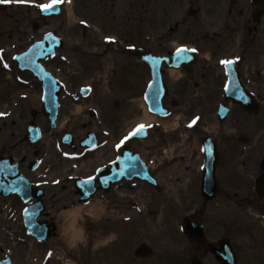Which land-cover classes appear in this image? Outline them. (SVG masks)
Returning a JSON list of instances; mask_svg holds the SVG:
<instances>
[{
  "label": "flooded vegetation",
  "instance_id": "af4514ba",
  "mask_svg": "<svg viewBox=\"0 0 264 264\" xmlns=\"http://www.w3.org/2000/svg\"><path fill=\"white\" fill-rule=\"evenodd\" d=\"M62 1V17L69 4L75 9V17L69 24H81L85 20L91 27L85 29L83 40L90 35L93 45L106 47L105 54H89L96 63L100 60L98 67L94 61L80 63L78 59L75 66L85 69L93 64V71H97L112 63V74L121 73V84L127 87L126 77L124 81L121 78L127 75L130 67L151 73L149 66L135 56L138 51L168 58L169 63L162 65L161 72L169 91L164 102L170 125L178 119L185 126L194 117L198 118L193 128L187 129L180 123L168 134L156 126L159 135L147 139L108 132L104 134L103 142L98 139L97 148H103L104 154L103 160L99 161L101 166L110 167L125 150L138 153L163 188L166 184L163 174L178 163L174 159L180 157L182 165L189 161L177 147L183 149L180 134L190 130L199 138L194 139V146L198 147L193 151L192 168L196 167V172L192 183L202 206L185 216L202 222L208 238V241L189 239L195 245L192 258H198L202 264H209L211 258L220 264L207 251L208 242L219 241L210 234L212 219L216 226L224 227V236L230 239L236 264H264V190L259 192L258 189V180L264 177V0ZM42 3L44 0H0V24H21L22 34L23 24H50L49 20L40 17ZM53 18L57 17L50 20ZM16 28L11 29L14 39L18 38ZM9 44L12 45V41ZM131 44H136L138 49L126 47ZM86 48L93 47L88 45ZM124 55L125 60L129 57L135 62H115ZM175 59L178 66L174 65ZM230 82L236 89L228 95ZM243 97L249 100L252 111L246 110L238 101ZM225 108L228 110L222 119ZM208 138L212 145L207 142ZM170 144L176 149L173 151L172 148L173 155L165 160L164 147ZM90 152L88 150L86 154L95 157L96 152ZM18 153L11 152L7 156L19 164L20 172L31 179L35 187L45 191L47 187H57V182L51 180V169L44 165L43 149H35L33 156ZM207 159L215 173L212 189L206 192L208 196L202 193ZM36 162L37 167L33 169ZM136 182L151 186L145 181ZM57 195L53 192L49 196L45 192L44 198L53 199ZM12 200L20 205L24 203L20 196H14ZM58 203L54 201V204ZM222 205H226L229 212L210 214V206L219 208ZM10 234L9 229L0 231V237Z\"/></svg>",
  "mask_w": 264,
  "mask_h": 264
},
{
  "label": "rangeland",
  "instance_id": "374dc122",
  "mask_svg": "<svg viewBox=\"0 0 264 264\" xmlns=\"http://www.w3.org/2000/svg\"><path fill=\"white\" fill-rule=\"evenodd\" d=\"M73 15V8H68L66 18L53 19L49 26L38 31L33 30L32 24H25L24 37L27 38L23 42L24 38L21 39L20 35L14 41L13 48L9 47V42L15 38L11 29L21 24H0V113L3 114L0 115V155L19 151L18 155L31 153L33 156L35 149H43L45 167L51 169L52 178H60L56 188L47 187L45 191L49 196L53 192L58 194L53 199H45L48 209H53L54 220L57 222L56 232L46 243H40L29 236L21 215L16 216L23 205L16 206L12 198L0 196V231L9 229L11 233L0 237V259L9 253L15 264H64L53 257L57 250L64 249L65 257H73L75 264H191L195 245L182 234L181 222L185 214L202 206L192 183L196 172V167L192 168L195 160L193 151L198 147L194 146V139L199 138L191 131H182L180 136L183 149L177 147L179 152L182 151L180 153L186 154L189 161L182 165L180 157L174 159L178 163L163 174L166 184L162 192L158 193L137 182L124 183L115 187L107 196L97 194L93 201L96 206L93 208L80 205L74 180L95 173L103 160V148L96 150L95 157L75 152L61 143L63 132L68 130L74 133L76 142L91 130L98 132L101 142L108 132L127 133L148 113L143 97L147 74L133 69L129 72L126 81L128 86L125 87L119 79L121 73L112 74V63L110 67L97 71H93V64L87 65L89 69L85 68V71L73 65L72 62L75 63L77 59L80 63H96L97 60L89 57V54L106 53L104 45H93L90 35L87 40H83L81 25L69 24ZM51 28L65 36L66 45L60 53L67 54L70 59L63 61L58 56L44 62L64 84L57 130L51 128L49 118L43 114L42 84L30 73L20 72L14 60L17 52L28 47L29 39L39 38ZM88 45L93 48L87 49ZM126 61L130 60H125V55L115 59L116 63L124 64ZM99 62L96 63L97 67ZM83 86L90 88V95L75 101L74 94ZM33 109L38 110L35 120L42 130V140L34 145L28 141L23 143L28 124L33 119ZM91 110L96 111V116L90 114ZM170 120V116L160 120L162 131L172 132L173 127L180 126L178 119L172 125ZM181 126L189 128V124L184 126L181 123ZM154 135L159 134L152 132L151 138ZM175 136L178 138V135ZM164 148L163 155L167 160L173 155V146L170 144ZM54 201L59 203L56 205ZM76 207L82 209L74 225L70 226L74 217L70 212ZM209 209L210 214L229 212L226 205L219 208L210 206ZM210 220L213 222L210 234L213 239H217L224 233V227L216 226L215 221ZM74 231L78 232V237L73 236ZM80 233L84 235L80 237ZM141 242H147L155 249L154 257H135L134 251ZM174 256H177V261L173 259ZM208 263L217 264L211 258Z\"/></svg>",
  "mask_w": 264,
  "mask_h": 264
},
{
  "label": "water",
  "instance_id": "95a60500",
  "mask_svg": "<svg viewBox=\"0 0 264 264\" xmlns=\"http://www.w3.org/2000/svg\"><path fill=\"white\" fill-rule=\"evenodd\" d=\"M61 46V41L58 38L55 37H49L48 40L46 39L44 42L40 43L39 45H35L27 54L20 56V61L22 63V68H31L33 71H35L36 76L41 79L42 81H45L46 83V89H47V100L45 104V113L50 114V118L53 123V127H56L55 120L58 113V95L60 87L57 85L56 80H54L49 73H47L43 67L38 63V60L40 58L48 56L50 53H54L55 47ZM23 56L26 57L23 59ZM23 59V60H22ZM151 61V59H150ZM159 73V72H158ZM156 75V80L154 84H152L149 92V103L151 104V107H156L161 105V100L163 97V90L160 88L161 86V80L159 79V75ZM157 111V110H155ZM162 113V112H161ZM37 128L32 122L31 124V131H35ZM38 133V132H37ZM71 136L66 135L64 140L67 142H70ZM87 141H85L83 144H86ZM144 169L138 168V167H126L124 171H113L112 174L114 176L118 175L119 173L123 172V175L127 176V179H133L135 176L142 178V179H148V173L143 171ZM119 179V178H118ZM99 180L104 184L108 182V179L105 177L99 178ZM117 180V179H114ZM96 180L95 179H79L76 181L77 184V193L81 194V201H88L90 198H92L97 191L98 188L95 187ZM4 187V193H10L12 191H18L17 188L20 186L17 181H13L12 185H6L2 184ZM43 201L40 200L38 203H35L31 206H29L26 209V224L29 228V231L31 234H33L35 237H37L41 241H46L48 237L51 235V226H54V224H49L48 221L40 222L38 221V216L41 214V212L44 209ZM188 224V225H187ZM188 226L191 227V233L193 230H197L198 234L202 235V229L198 224H189L187 220H185L184 223V229L188 231ZM195 235L198 238L199 235ZM226 240H222L221 245L222 249L220 251L215 250V248H211V250L215 253L217 258L223 263V264H234V260L232 257L231 249L229 248V245L227 244ZM153 253L152 249L148 247L146 244H142L138 250L136 251L137 255H146L149 256ZM5 264H11L10 261L4 262ZM1 263V264H4ZM196 264V263H194Z\"/></svg>",
  "mask_w": 264,
  "mask_h": 264
},
{
  "label": "bare ground",
  "instance_id": "6f19581e",
  "mask_svg": "<svg viewBox=\"0 0 264 264\" xmlns=\"http://www.w3.org/2000/svg\"><path fill=\"white\" fill-rule=\"evenodd\" d=\"M155 116L152 114L147 113L142 119H141V123L145 124V123H149V122H153L155 120ZM80 209L81 207L75 208L72 212H70V215L74 216L73 217V221L70 222V225L73 226L76 218L79 216L80 214ZM73 236L78 237V234H76V231H74Z\"/></svg>",
  "mask_w": 264,
  "mask_h": 264
},
{
  "label": "snow or ice",
  "instance_id": "6c2138e0",
  "mask_svg": "<svg viewBox=\"0 0 264 264\" xmlns=\"http://www.w3.org/2000/svg\"><path fill=\"white\" fill-rule=\"evenodd\" d=\"M41 7L43 8H48L50 7V5H42ZM107 39H114L113 37H108ZM224 63H231V61H224ZM0 115H3L2 113H0ZM143 127V126H141ZM131 135V134H130ZM128 137H125V139H127Z\"/></svg>",
  "mask_w": 264,
  "mask_h": 264
}]
</instances>
